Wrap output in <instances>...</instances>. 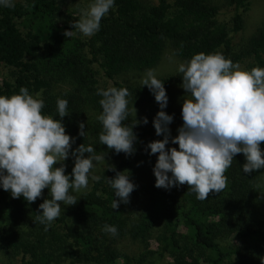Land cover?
I'll use <instances>...</instances> for the list:
<instances>
[{"label":"trees","instance_id":"16d2710c","mask_svg":"<svg viewBox=\"0 0 264 264\" xmlns=\"http://www.w3.org/2000/svg\"><path fill=\"white\" fill-rule=\"evenodd\" d=\"M231 7L229 24L218 19L219 9L210 0H114V6L102 18L100 29L84 36L72 24L80 18L74 12H60L58 0H15L14 8L0 6V65L11 68L10 80L0 84V95L18 93L26 87L30 94L40 92L44 114L61 119L57 100L68 101L62 118L66 132L74 138L72 148L92 145L96 154L105 155L99 181H91L74 206H64L50 226L34 222L39 215L37 199L29 204L23 197L14 199L0 187V252L17 264H120L129 260L119 251L117 239L128 235L145 245L154 227L157 254L168 255L174 264H264V197L256 209L254 197L264 169L246 174L243 154H238L226 172L228 182L220 193L205 200L187 185L170 189L155 187V175L147 183L148 200L136 218H129L128 203L112 207L114 189L108 183L116 171H125L136 185L135 160L155 140L153 119L145 125L132 111L133 103L155 100L147 86L115 78L128 70H147L160 60L166 44L187 62L194 54L221 52L234 63L252 58L253 67L264 68V26L251 35L246 44L234 49V36L244 26V14L251 0H227ZM16 19L26 28L21 31ZM66 30L73 35L65 36ZM96 63L109 86L96 81ZM178 71L158 77L166 91L182 83ZM127 87L131 93L129 117L135 124V152L117 154L99 141L102 124L98 119L84 122L86 110L102 112L98 89ZM179 109L166 112L172 123H183ZM137 119V120H136ZM85 124L84 136L79 125ZM264 147V144H262ZM150 152V149L147 150ZM71 154V151H70ZM87 155V154H85ZM153 158V168L157 155ZM112 167L116 171L112 170ZM48 198V197H47ZM118 199V198H117ZM117 228V234L104 226ZM237 234L241 244H222L221 239ZM142 255H141V258Z\"/></svg>","mask_w":264,"mask_h":264},{"label":"clouds","instance_id":"9594fccd","mask_svg":"<svg viewBox=\"0 0 264 264\" xmlns=\"http://www.w3.org/2000/svg\"><path fill=\"white\" fill-rule=\"evenodd\" d=\"M0 6L14 8L15 0H0ZM113 6L114 0H92L86 9H81V17L73 22L72 29L91 37L99 31L102 18ZM64 34L71 36L73 32L66 30ZM178 72L182 74L180 86L185 96L183 123L176 136H171L169 128L173 115L164 111L168 105L164 81L153 69L147 70L142 79V85L148 87L159 104L153 126L156 135L163 136L150 141L146 150L150 149L149 155H157L153 168L155 187L187 185L197 199L205 200L226 188V172L238 154L245 158L244 173L250 175L264 169V68L247 70L221 52H200L181 63ZM130 94L127 87L98 89L102 97L99 141L117 154L135 152L137 136L133 128L141 121L124 123L129 117ZM44 106L41 93L30 94L26 87H21L18 93L0 95V187L10 192L12 198L23 197L29 204L48 189L49 197L39 204L42 211H38L34 221L47 229L60 216L62 205L74 206L78 202L73 192L87 189L89 179H101L93 174V169L96 163L105 160V155L96 154L92 145L84 143L72 148L74 138L62 122L70 114L66 99L57 100L61 119L44 114ZM132 111L136 117L134 103ZM142 123H148L147 117ZM79 129L83 137V122ZM170 142L178 147H168ZM70 151L74 166L71 173H66L64 162ZM112 170L116 171L114 167ZM108 183L114 189V209L121 202H130L136 188L130 174L116 171ZM103 230L117 234L115 226L105 225Z\"/></svg>","mask_w":264,"mask_h":264},{"label":"rangeland","instance_id":"374dc122","mask_svg":"<svg viewBox=\"0 0 264 264\" xmlns=\"http://www.w3.org/2000/svg\"><path fill=\"white\" fill-rule=\"evenodd\" d=\"M22 2V0H19ZM151 3H154V0H150ZM213 4L217 6L219 9L218 19L222 22L229 24L230 16H231V7L229 6L227 0H210ZM92 2V0H58V4L60 6L61 13L74 12V14L81 17V9H86L88 5ZM16 24L21 31H25L24 25L21 23V20L16 19ZM264 26V0H251V8L248 12L244 14V26L240 33L234 36V49L238 50L240 47L244 46L248 41L249 37L253 35L259 28ZM181 63H185L174 51L173 47L170 44H166L163 52L161 54V58L159 62L152 68L155 70L157 77L166 76L178 71V67ZM239 64L247 69L251 70L254 65V61L252 58H245ZM93 68L96 71V81L99 86H109L111 85V80L105 78L102 70L99 66L94 63ZM149 70V69H147ZM147 70L135 71L128 70L115 78L125 81L131 84H142V79L145 76ZM11 68L0 65V84H2L3 80H10L12 77ZM182 83L171 87L167 91L168 95V105L164 109V111L170 109H179L182 106L183 99L185 96L184 89L180 86ZM38 92V91H37ZM34 92L33 95H35ZM133 106V105H132ZM131 106V107H132ZM134 107L137 109L136 116L140 118L142 121L144 117H147L148 121L153 119L156 113L160 110L159 104L155 100H146L142 101L139 104H134ZM102 112L97 110H86L84 115V122H87L88 119H98V116ZM134 113V112H133ZM180 127L177 123H171L169 128L171 130V136H176L178 134L177 130ZM163 136H157L155 133V140L162 139ZM178 147V145H172L169 143L168 147ZM66 164V173H71L72 168L74 166V159L69 155V158L64 162ZM56 166H59L57 164ZM135 167L137 171V183L136 188L130 195V202L128 203V216L129 218H136L139 213L142 211L144 206L147 203L148 195L146 193V186L148 181L153 175V158L149 155V152L146 149L137 156L135 160ZM103 168V164L98 162L95 164L93 169V174L98 175L101 169ZM91 179H89V184L91 183ZM89 186V185H88ZM86 189L81 190V192ZM80 192V193H81ZM80 193L73 192L72 194L78 196ZM49 197L48 189L44 190V195L39 198L40 200H44ZM264 197V175L262 176L258 189L254 197L255 208L258 209L262 198ZM64 205L61 206V210ZM159 228L156 226L153 228L151 234L149 235V239L147 243L143 245L138 240L131 239L128 235L117 239L116 245L118 250L125 253L129 260H122L120 264H174L173 259L168 255H164L160 257L157 254V242L154 240V236L158 233ZM241 237L237 234H233L228 238L221 239V243L228 245L230 243L233 244H241ZM142 255L143 259H140ZM191 264H210L206 262L203 258L199 259L198 263H193V260L187 259ZM0 264H17V260L8 258L4 253L0 252Z\"/></svg>","mask_w":264,"mask_h":264}]
</instances>
